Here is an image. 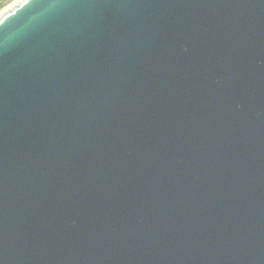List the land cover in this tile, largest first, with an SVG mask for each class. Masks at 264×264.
Here are the masks:
<instances>
[{
    "label": "water",
    "instance_id": "obj_1",
    "mask_svg": "<svg viewBox=\"0 0 264 264\" xmlns=\"http://www.w3.org/2000/svg\"><path fill=\"white\" fill-rule=\"evenodd\" d=\"M0 260L264 264V0L6 9Z\"/></svg>",
    "mask_w": 264,
    "mask_h": 264
},
{
    "label": "snow or ice",
    "instance_id": "obj_2",
    "mask_svg": "<svg viewBox=\"0 0 264 264\" xmlns=\"http://www.w3.org/2000/svg\"><path fill=\"white\" fill-rule=\"evenodd\" d=\"M8 2H9V0H0V7H2L3 4L8 3ZM38 2H39V0H24V3L27 6H32V5H34V4L38 3ZM64 2L74 4L76 2V0H64ZM0 264H3L2 260H0Z\"/></svg>",
    "mask_w": 264,
    "mask_h": 264
},
{
    "label": "rangeland",
    "instance_id": "obj_3",
    "mask_svg": "<svg viewBox=\"0 0 264 264\" xmlns=\"http://www.w3.org/2000/svg\"><path fill=\"white\" fill-rule=\"evenodd\" d=\"M14 1H17V0H9L8 3L3 4V6L0 7V11L3 12L4 10H6V9L10 6V4L12 5V4L15 3ZM6 7H7V8H6ZM4 8H6V9H4ZM1 12H0V13H1Z\"/></svg>",
    "mask_w": 264,
    "mask_h": 264
},
{
    "label": "bare ground",
    "instance_id": "obj_4",
    "mask_svg": "<svg viewBox=\"0 0 264 264\" xmlns=\"http://www.w3.org/2000/svg\"><path fill=\"white\" fill-rule=\"evenodd\" d=\"M17 1H18V0H17ZM14 2H16V1H14ZM10 6H11V4H10ZM10 6H9V7H10ZM9 7H8V8H9ZM6 8H7V7H6ZM6 8H4V9H6ZM8 8H7V9H8ZM4 11H5V10H4ZM4 11H3V12H4ZM0 12H1V11H0ZM3 12H1L0 15H1Z\"/></svg>",
    "mask_w": 264,
    "mask_h": 264
}]
</instances>
